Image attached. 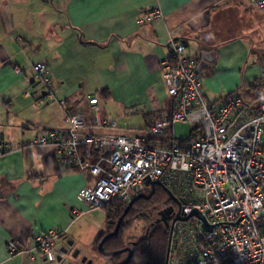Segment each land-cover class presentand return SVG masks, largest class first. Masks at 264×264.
I'll list each match as a JSON object with an SVG mask.
<instances>
[{"label": "crops", "instance_id": "0c3cea01", "mask_svg": "<svg viewBox=\"0 0 264 264\" xmlns=\"http://www.w3.org/2000/svg\"><path fill=\"white\" fill-rule=\"evenodd\" d=\"M149 9L162 18L140 25ZM172 38L187 57L202 61V52H216L217 63L200 72L210 102L234 93L248 102L264 97V10L250 0H0V264H60L33 243L52 230L62 233L58 251L84 247L94 264L108 220L85 199L95 179L61 164L53 147L29 144L69 130L67 112L81 113L98 135L170 142L149 129L173 110L163 79ZM40 62L53 78L54 99L36 109L47 92L33 76ZM95 98L116 129L95 127ZM80 151L96 162L89 148ZM12 244L23 253L12 254Z\"/></svg>", "mask_w": 264, "mask_h": 264}, {"label": "built area", "instance_id": "2783aa9c", "mask_svg": "<svg viewBox=\"0 0 264 264\" xmlns=\"http://www.w3.org/2000/svg\"><path fill=\"white\" fill-rule=\"evenodd\" d=\"M250 1L264 10V0ZM160 18V9H149L140 12L138 23ZM170 46L163 79L173 110L149 129L155 139L168 137L170 149L155 148L146 137L95 134L78 112L66 113L69 130L50 131L29 145L53 147L61 164L90 173L95 182L85 199L91 210L106 209L113 201L128 205L148 195L154 184L168 189L180 207L174 219L189 217L173 226L168 264H264V97L248 102L234 93L210 102L197 73L201 58L187 57L184 43L175 38ZM33 76L47 91L34 104L39 109L45 99H54V81L46 63L35 64ZM89 103L95 127L116 129V121L101 117L96 98ZM178 125L198 129L199 138L178 137ZM83 147L96 156L95 163L81 153ZM194 212L201 217L191 216ZM61 235L52 230L33 238L48 262L57 259ZM10 251L23 253L15 244Z\"/></svg>", "mask_w": 264, "mask_h": 264}, {"label": "trees", "instance_id": "16d2710c", "mask_svg": "<svg viewBox=\"0 0 264 264\" xmlns=\"http://www.w3.org/2000/svg\"><path fill=\"white\" fill-rule=\"evenodd\" d=\"M199 136L200 133L198 132V129H192L190 135L191 139L195 140L199 138ZM150 145L155 148L170 149L172 147L171 142L168 143L163 142L158 144L157 142L150 141ZM151 194L152 197L150 200L141 199L135 203V205L133 206V208L125 218V221L120 229L119 234L115 237L109 238L105 242L103 249L106 252L121 251L123 249L130 247L133 249L134 254L129 264H165L166 263L170 229L166 228L164 225L155 226L154 228L151 229L148 235L145 234L141 239L133 240V241L132 239L128 241L125 239L127 228L131 226L133 220L137 218L141 212H147L148 210H155V207L158 206L159 204H162L163 202H165L167 205L172 203V201H170V195L166 191V188L163 186H155L154 189L150 193H148L147 196ZM127 206L128 205L124 203L113 201L106 208L108 212L107 234L115 230L116 225L119 219L124 214ZM105 236L101 235L99 239L96 241L97 248ZM133 243H135V245H133ZM127 256L128 253H125L122 255L111 257L109 259L112 261L113 264H120L127 258Z\"/></svg>", "mask_w": 264, "mask_h": 264}, {"label": "water", "instance_id": "95a60500", "mask_svg": "<svg viewBox=\"0 0 264 264\" xmlns=\"http://www.w3.org/2000/svg\"><path fill=\"white\" fill-rule=\"evenodd\" d=\"M211 63L212 64H216L217 63L216 52H202V61L200 62V65H199V67L197 69V73L200 74V72L203 70V68L206 67L208 64H211ZM156 185H158V184H154V187ZM166 191L170 195V198H172L173 201L176 204H178V201L173 197V195L171 194V192L168 189H166ZM151 197H152V194L149 195V196L142 194V195L137 196L135 199H133V201H131L128 204V206L125 209L124 214L119 219V221H118V223L116 225L115 230L112 233L108 234L101 241V243L99 244L98 250H99V253L101 255H103L106 258H111V257L117 256V255H122V254L128 253L127 258L123 262H121L120 264H129L130 263L131 259L133 258V254H134V251H133L132 248L128 247V248L123 249L121 251L106 252L103 249V246H104V243L106 242L107 239H109L111 237H115V236H117L119 234L124 219L129 214V212L131 211V209L133 208V206L135 205V203L137 201L141 200V199L150 200ZM173 211H174V209L172 207H169V208L165 209L164 211L160 212L159 213L160 220L157 221V223L163 222L166 225V228H169L170 229L169 242H168V250H167V256H166V263L165 264H168L169 263L170 249H171V242H172V234H173V226H174V224L177 221H187L189 219V217H187V218H181L180 216H177L173 220V222L171 224H169V220L171 219V216H173ZM191 216L201 217L197 212H194ZM148 233H149V230L147 231V234ZM133 245H135V243H133ZM59 252H60V254L57 256V261L59 263H61L62 260H63V255H67L69 251H68L67 248H63V249H60ZM78 256H79V252H76L74 254V258H77ZM82 263L92 264V262L91 261H88L87 258H84L82 260Z\"/></svg>", "mask_w": 264, "mask_h": 264}, {"label": "rangeland", "instance_id": "374dc122", "mask_svg": "<svg viewBox=\"0 0 264 264\" xmlns=\"http://www.w3.org/2000/svg\"><path fill=\"white\" fill-rule=\"evenodd\" d=\"M184 128V129H183ZM177 130V136L180 137L182 134L187 139L190 137L192 132V127L189 125H186L185 127H182L181 125H178L176 127ZM184 131V132H183ZM166 204L163 202L162 204H159L155 207V210H148L147 212H141L140 215L135 218L129 228H127L125 239L128 240H138L139 238L143 237L144 231L150 226V224L153 222V219L157 216L156 211L161 209V206ZM102 213L107 217L108 212L106 210H101ZM69 254L63 255V260L60 264H87L82 263V260L84 258H87L88 261H91V259H88V255L84 252V247H75V246H69ZM76 252H79V256L77 258H74V254ZM93 252L95 254H91L92 259L94 260V264H113L112 261L103 255L99 253V250L96 246L93 248ZM60 252L58 251L57 255H59ZM109 262V263H108Z\"/></svg>", "mask_w": 264, "mask_h": 264}, {"label": "flooded vegetation", "instance_id": "af4514ba", "mask_svg": "<svg viewBox=\"0 0 264 264\" xmlns=\"http://www.w3.org/2000/svg\"><path fill=\"white\" fill-rule=\"evenodd\" d=\"M169 207H172L173 209H174V211H173V216H171V219L169 220V224H171L172 222H173V220H174V215L178 212V210H179V205L178 204H176L175 202H172V203H170V204H164V205H162L161 206V209L158 211H156V214H157V216L153 219V222L150 224V226L144 231V235L145 234H147V231L149 230V232L151 231V229L152 228H154L155 226H160V225H164L165 227H166V225L163 223V222H160V223H157V221L158 220H160V216H159V213L160 212H162V211H164L165 209H167V208H169ZM127 217V216H126ZM124 221H125V219H124ZM124 221H123V223H124ZM123 225V224H122ZM108 225L106 224V230H105V232L102 234L103 236H105L108 232ZM146 232V233H145ZM112 233V232H111ZM110 234V233H109ZM149 234V233H148ZM147 234V235H148ZM108 235V234H107ZM106 235V236H107ZM143 235V236H144ZM105 236V237H106ZM104 237V238H105ZM141 238H143V237H141ZM141 238H139V239H141ZM108 240V239H107ZM106 240V241H107ZM105 244V243H104ZM68 249V251H71L69 248H67ZM98 249V248H97ZM60 251V250H59ZM57 253H58V249H57ZM68 254H69V252H68ZM58 256V255H57ZM109 259V258H108ZM57 260V259H56Z\"/></svg>", "mask_w": 264, "mask_h": 264}]
</instances>
